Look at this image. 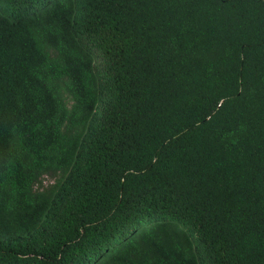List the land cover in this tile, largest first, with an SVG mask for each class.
Returning <instances> with one entry per match:
<instances>
[{
	"label": "trees",
	"instance_id": "16d2710c",
	"mask_svg": "<svg viewBox=\"0 0 264 264\" xmlns=\"http://www.w3.org/2000/svg\"><path fill=\"white\" fill-rule=\"evenodd\" d=\"M0 264H264V0H0Z\"/></svg>",
	"mask_w": 264,
	"mask_h": 264
}]
</instances>
